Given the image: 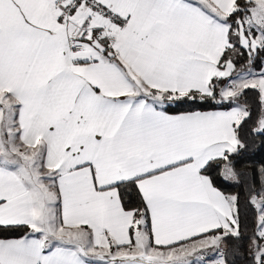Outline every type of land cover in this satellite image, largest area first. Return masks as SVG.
<instances>
[{"label": "snow or ice", "instance_id": "6c2138e0", "mask_svg": "<svg viewBox=\"0 0 264 264\" xmlns=\"http://www.w3.org/2000/svg\"><path fill=\"white\" fill-rule=\"evenodd\" d=\"M0 264H264V0H0Z\"/></svg>", "mask_w": 264, "mask_h": 264}]
</instances>
